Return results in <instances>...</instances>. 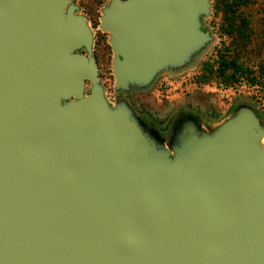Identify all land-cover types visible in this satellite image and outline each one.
<instances>
[{"label": "water", "instance_id": "1", "mask_svg": "<svg viewBox=\"0 0 264 264\" xmlns=\"http://www.w3.org/2000/svg\"><path fill=\"white\" fill-rule=\"evenodd\" d=\"M210 7L111 0L115 92L191 65ZM92 45L69 0H0V264H264L263 119L161 132L107 101Z\"/></svg>", "mask_w": 264, "mask_h": 264}, {"label": "rangeland", "instance_id": "2", "mask_svg": "<svg viewBox=\"0 0 264 264\" xmlns=\"http://www.w3.org/2000/svg\"><path fill=\"white\" fill-rule=\"evenodd\" d=\"M219 2L220 0H209L211 12L201 19L203 30L211 33L213 42L194 59L191 65L177 72L166 71L160 74L145 90H132L126 94L115 92L111 67L114 61L112 52L109 50L110 56L105 61L101 55L102 50L96 48L95 53L99 57L98 66L101 72L100 83L104 88L107 101L115 104L125 99L138 116L154 120L161 127L169 125L174 115L180 110L190 113L196 111L201 114L205 123L216 126L238 104L251 106L262 116L264 122V77H259L256 81L258 84L255 86H249L243 80L240 84L222 86L225 87L222 88L216 86L223 85L221 78H217L216 74L202 87H196L194 84L205 64L216 70L218 51L228 46L230 41L220 31L223 20L221 12L218 11ZM252 2L253 4L247 7H240L239 13L241 17L249 21L253 29V42L247 48H241L229 54V57L235 56L240 64L253 66L259 72L257 69H264V0H252ZM214 115L217 116L216 119Z\"/></svg>", "mask_w": 264, "mask_h": 264}, {"label": "trees", "instance_id": "3", "mask_svg": "<svg viewBox=\"0 0 264 264\" xmlns=\"http://www.w3.org/2000/svg\"><path fill=\"white\" fill-rule=\"evenodd\" d=\"M251 4H253L252 0H220L218 11L221 12L223 20L220 26V31L223 35L229 38L230 41L228 46L224 47L222 51H218L216 70H213V67L208 64H205L202 67V72L197 75L194 83L196 87L206 85V82L215 74L217 78H221L222 80L221 82L223 85H216L219 87L234 86L240 84L243 80L249 86H255L258 84V82H256L258 78L264 77V69H257L259 70V72H257L253 66L240 64L235 56L229 57V54L239 51L241 48L245 49L253 42V29L250 26L249 21L241 17L239 13L240 7H247ZM233 110L234 107L230 110L229 115L233 112ZM257 114L262 118L258 112ZM176 115L181 117L190 116V118L186 121L192 120L196 124L204 122L201 114L196 111H192L190 113L185 110H180L176 113ZM214 118L216 119L217 116L214 115ZM173 119L174 117L170 123L174 121ZM152 124L161 132L168 130V124L161 127L154 120L152 121Z\"/></svg>", "mask_w": 264, "mask_h": 264}, {"label": "flooded vegetation", "instance_id": "4", "mask_svg": "<svg viewBox=\"0 0 264 264\" xmlns=\"http://www.w3.org/2000/svg\"><path fill=\"white\" fill-rule=\"evenodd\" d=\"M124 1V0H121ZM111 2V0H69V4L75 8V15L81 16L83 20L87 23L92 36H93V57L96 62V66L98 69V76H100V68L98 66V56L95 51L97 49L102 50V58L107 61L109 58V50L110 46L108 44V36L100 29L102 10ZM84 53V52H82ZM97 59V60H96ZM88 84V82H87ZM190 116L181 117L179 115L174 116V124L173 127L177 128ZM171 123L168 125L167 128ZM166 129V128H165Z\"/></svg>", "mask_w": 264, "mask_h": 264}]
</instances>
